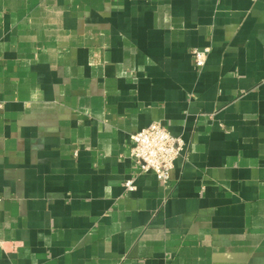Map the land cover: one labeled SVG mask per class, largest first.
<instances>
[{"label":"crops","instance_id":"obj_1","mask_svg":"<svg viewBox=\"0 0 264 264\" xmlns=\"http://www.w3.org/2000/svg\"><path fill=\"white\" fill-rule=\"evenodd\" d=\"M0 264H264V0H0Z\"/></svg>","mask_w":264,"mask_h":264},{"label":"built area","instance_id":"obj_2","mask_svg":"<svg viewBox=\"0 0 264 264\" xmlns=\"http://www.w3.org/2000/svg\"><path fill=\"white\" fill-rule=\"evenodd\" d=\"M209 49H192L194 64L204 65ZM184 147L182 139L173 136L166 126L153 122L130 135V158L140 171H150L163 185L170 180L174 163ZM127 191H133V179L125 181Z\"/></svg>","mask_w":264,"mask_h":264}]
</instances>
